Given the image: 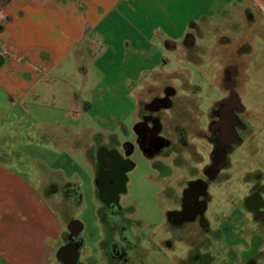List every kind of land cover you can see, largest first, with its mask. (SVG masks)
I'll list each match as a JSON object with an SVG mask.
<instances>
[{
  "label": "crops",
  "instance_id": "0c3cea01",
  "mask_svg": "<svg viewBox=\"0 0 264 264\" xmlns=\"http://www.w3.org/2000/svg\"><path fill=\"white\" fill-rule=\"evenodd\" d=\"M3 15L0 144L10 133L13 114L27 112V106L36 108L42 98L50 97L49 111L63 113L69 121H40L38 141L46 139L58 152L79 157L92 178L91 148L99 133L82 122L91 111L86 98L99 91L107 76L92 66H133L134 58L142 57L144 67L135 74L129 68L119 79L125 90L139 96L134 87L138 82L169 74L155 68L156 55L161 54L162 61L172 58L175 65L197 64L204 54L218 61L219 39L229 37L226 33H250L253 26L262 28L264 38V0H10ZM216 67L217 76L218 62ZM6 165L7 151L0 148V257L8 264H52L67 218L50 201L63 198V184L78 181L45 169L36 188ZM52 189L56 195H50Z\"/></svg>",
  "mask_w": 264,
  "mask_h": 264
},
{
  "label": "flooded vegetation",
  "instance_id": "af4514ba",
  "mask_svg": "<svg viewBox=\"0 0 264 264\" xmlns=\"http://www.w3.org/2000/svg\"><path fill=\"white\" fill-rule=\"evenodd\" d=\"M9 2L0 0L1 16ZM247 48L242 45L241 52L248 54ZM237 77V63L233 61L223 67L219 97L207 111L201 113L193 105L196 111L192 113L201 115L202 125L192 122L194 116L183 100L173 101L176 90L165 88L161 96L140 100L132 143L115 147L93 142L90 156L100 204V238L96 245L100 264H159L161 258L168 264H264V96L260 97L261 105L248 108L238 91ZM260 83L264 95L263 78ZM256 112L261 115L263 132L258 154L251 138L254 128L250 126ZM169 113L174 119L173 140L165 135L169 120L164 122L163 116ZM189 124L194 127L193 139L201 140L206 145L204 150L208 149L203 153L204 163L201 148L190 143ZM241 147L246 152H240ZM134 149L151 161L162 200L167 204L161 210L158 232L148 235L136 232L130 219L132 212L121 203L128 172L134 168L129 159ZM172 152L175 156L170 160ZM185 156L194 160L196 168L187 174L181 169L171 182L173 173L168 162L178 165V161L182 168L187 162ZM70 184L75 185L61 186L60 195L80 204V191L75 185L68 193ZM250 226L255 229L251 231ZM82 229L81 223L67 217L53 256L58 264H82Z\"/></svg>",
  "mask_w": 264,
  "mask_h": 264
},
{
  "label": "rangeland",
  "instance_id": "374dc122",
  "mask_svg": "<svg viewBox=\"0 0 264 264\" xmlns=\"http://www.w3.org/2000/svg\"><path fill=\"white\" fill-rule=\"evenodd\" d=\"M234 20L238 21L237 18H234ZM257 24H259V21H257ZM260 29L262 28L252 26L250 33H226L229 37H220L219 47L216 50L219 57L218 61L215 56L204 54L201 61L197 64L182 61L179 65H175L172 58L162 61L161 54L156 55L153 59L155 68L164 69L169 74L163 77L160 76L161 79L158 80H155L154 77L149 80L150 77H148L146 80L138 82L134 87L139 89V96H134L128 90H125V82L119 79L124 73H128L129 68L132 74H135L138 69L144 67L142 57L140 59L134 58L137 62L133 66L117 64L116 66H108L105 69V66L95 64L92 68L100 76L106 71L107 76L97 86L99 91H96L95 95L86 98L90 100L91 111L84 116L82 124L86 128L99 133V136L97 135L96 139L94 138L95 143L98 141L102 142V144L111 143L115 147L126 142L132 143L134 141L133 126L137 118L138 99L143 98L141 100H145L154 95L161 96L166 85H170L176 90V98L173 101L183 100L187 111H191L190 115L192 118L194 116L192 110L195 109L196 111V107L201 113H205L213 100L219 97V91L216 86L220 88L223 67L232 64L233 61L237 63L238 77L236 83L238 91L243 98V103L248 108L249 106L261 105L262 102L259 100L261 96H264L260 89V79H264V71H261L262 63L264 69V47H262L264 46V38H262L263 33H260ZM242 45L248 47V54H245V51V53L241 52L240 48ZM122 53V57H124V52ZM217 62L219 71L216 76ZM172 69H175V71H172ZM98 78L97 76L95 79ZM216 78L217 81L214 84ZM114 85L118 86V91L113 89ZM147 85H151V87L146 88ZM151 88L152 92L147 91V89ZM42 100L38 107L32 109V107L27 106V112L12 115L10 133L7 134L4 143L0 144V148L7 151L6 167L24 178L28 183L33 184L36 188H40L41 183L37 178L45 173V169H51L53 172L60 171L69 182L78 181L76 185L81 194L80 204L73 201L63 202L64 200L61 197L51 200L50 203L62 218L65 217L66 219L71 216L75 221L82 224L83 229L80 236L83 239L84 248L81 252L80 262L82 264H100L96 249L100 238V225L98 222L100 204L93 184V173L82 165L79 157H69L64 153L58 152L53 144L46 139L41 142L38 141L36 135L41 126H38L37 123H40V121L53 123L52 121L55 118L61 124L69 121L65 114L49 111L47 106H52L50 97L45 96ZM195 104L196 107L193 106ZM254 114L250 125L254 128L252 129L251 138L252 142L257 146L256 154H258L261 152V144L258 140L263 136V132L260 125L261 115L258 112ZM163 117L164 122L169 120L165 135L173 140L171 124L174 122H171L174 119L172 114H165ZM176 121L178 122V120ZM193 121L194 124H197L198 121V124L202 125L203 120L201 115H195L192 119ZM52 128L55 129L54 126ZM193 128L190 124L188 125L190 143L203 149H200V151H203L201 155L205 156L203 153H207L208 149L204 150L206 145L201 140L193 139L195 137L192 133ZM240 152H246L245 147H241ZM174 156V152H172L170 160ZM129 159L134 164V168L127 175L128 182L126 184V194L121 200L122 206L128 207L132 212L130 219L135 224L133 228L136 229V232L140 233V235L157 233V229L162 224L161 210H165L167 206V204H164L160 194V183L155 176L151 161L138 149H134ZM185 159L187 162L182 168L179 166L178 161L176 162L178 165L172 164L171 161L168 162V166L173 173V177L170 179L171 182H174L181 169L182 173L187 174L188 171H193L196 168L193 163L194 160H190L187 156H185ZM205 160L206 156L203 163ZM239 164H242V162L240 161ZM237 167L241 168L243 166L237 165ZM40 197L43 198V196ZM63 225H66V222ZM63 227L64 231L65 226ZM254 229V226H250L251 231ZM49 244L51 243L49 242ZM54 257L52 256L51 263L58 264ZM163 259H159L161 261L159 264L163 263ZM4 261L0 257V264H8ZM163 264L168 263L165 262Z\"/></svg>",
  "mask_w": 264,
  "mask_h": 264
},
{
  "label": "trees",
  "instance_id": "16d2710c",
  "mask_svg": "<svg viewBox=\"0 0 264 264\" xmlns=\"http://www.w3.org/2000/svg\"><path fill=\"white\" fill-rule=\"evenodd\" d=\"M71 187H75V185H71V184H70V185L68 186V193H69V188H71ZM70 191H71V189H70ZM68 195H69V194H68Z\"/></svg>",
  "mask_w": 264,
  "mask_h": 264
},
{
  "label": "water",
  "instance_id": "95a60500",
  "mask_svg": "<svg viewBox=\"0 0 264 264\" xmlns=\"http://www.w3.org/2000/svg\"><path fill=\"white\" fill-rule=\"evenodd\" d=\"M236 98H237V96L236 95H234ZM237 100H239L238 98H237Z\"/></svg>",
  "mask_w": 264,
  "mask_h": 264
}]
</instances>
